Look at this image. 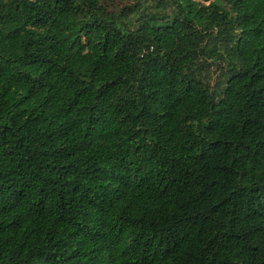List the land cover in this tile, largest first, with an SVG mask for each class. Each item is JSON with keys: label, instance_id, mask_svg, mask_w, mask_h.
Wrapping results in <instances>:
<instances>
[{"label": "trees", "instance_id": "1", "mask_svg": "<svg viewBox=\"0 0 264 264\" xmlns=\"http://www.w3.org/2000/svg\"><path fill=\"white\" fill-rule=\"evenodd\" d=\"M123 2L0 0V264H264V0Z\"/></svg>", "mask_w": 264, "mask_h": 264}, {"label": "rangeland", "instance_id": "2", "mask_svg": "<svg viewBox=\"0 0 264 264\" xmlns=\"http://www.w3.org/2000/svg\"><path fill=\"white\" fill-rule=\"evenodd\" d=\"M124 2L123 3H127V2H129V0H123ZM196 2H197V0H195ZM214 68H213V70L211 71V73L209 74V78L210 79H215L216 77H217V74H216V72H214Z\"/></svg>", "mask_w": 264, "mask_h": 264}, {"label": "built area", "instance_id": "3", "mask_svg": "<svg viewBox=\"0 0 264 264\" xmlns=\"http://www.w3.org/2000/svg\"><path fill=\"white\" fill-rule=\"evenodd\" d=\"M195 1V0H194ZM197 2H199V0H197Z\"/></svg>", "mask_w": 264, "mask_h": 264}]
</instances>
